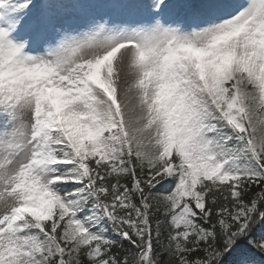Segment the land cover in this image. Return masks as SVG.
Masks as SVG:
<instances>
[{"label": "snow or ice", "instance_id": "obj_1", "mask_svg": "<svg viewBox=\"0 0 264 264\" xmlns=\"http://www.w3.org/2000/svg\"><path fill=\"white\" fill-rule=\"evenodd\" d=\"M0 264H264V0H0Z\"/></svg>", "mask_w": 264, "mask_h": 264}]
</instances>
